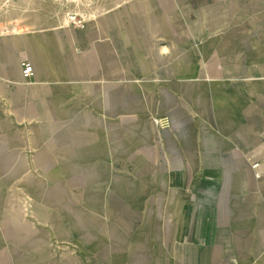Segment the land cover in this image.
Instances as JSON below:
<instances>
[{
	"label": "rangeland",
	"instance_id": "374dc122",
	"mask_svg": "<svg viewBox=\"0 0 264 264\" xmlns=\"http://www.w3.org/2000/svg\"><path fill=\"white\" fill-rule=\"evenodd\" d=\"M34 3L55 7L22 0L28 16ZM177 47L165 63L124 54L116 81L60 80L58 111L26 106L12 121L0 136V264L169 263L163 247L200 174L242 163L209 158L233 136L226 97L209 95L211 80L180 78L210 63Z\"/></svg>",
	"mask_w": 264,
	"mask_h": 264
},
{
	"label": "crops",
	"instance_id": "0c3cea01",
	"mask_svg": "<svg viewBox=\"0 0 264 264\" xmlns=\"http://www.w3.org/2000/svg\"><path fill=\"white\" fill-rule=\"evenodd\" d=\"M5 1L2 138L11 136L12 121L22 120L26 106L58 111L60 80L122 79L124 54L132 63L139 56L165 63L174 40L187 62L209 57V74L180 78L211 80L209 95L226 97L220 108L226 106L233 136L227 152L215 148L207 154L242 163L203 170L179 208L174 246L163 247L169 261L164 264L171 258L175 264H264V173L257 177L249 161L264 159V0H50L54 9L34 3L29 16L22 0L18 8ZM69 13L82 24L72 23ZM24 60L34 65L29 80L22 77Z\"/></svg>",
	"mask_w": 264,
	"mask_h": 264
},
{
	"label": "built area",
	"instance_id": "2783aa9c",
	"mask_svg": "<svg viewBox=\"0 0 264 264\" xmlns=\"http://www.w3.org/2000/svg\"><path fill=\"white\" fill-rule=\"evenodd\" d=\"M69 19L74 24H82V19L78 18L76 13H69ZM35 69L32 62L24 60L21 63V73L22 77L26 80L30 79L34 75ZM252 167L255 171L257 177L261 176L264 173V160L256 161L252 164Z\"/></svg>",
	"mask_w": 264,
	"mask_h": 264
}]
</instances>
